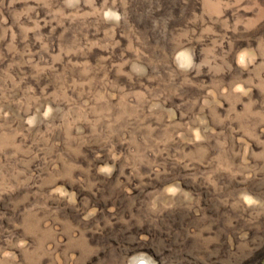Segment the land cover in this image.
Masks as SVG:
<instances>
[{
	"label": "rangeland",
	"instance_id": "obj_1",
	"mask_svg": "<svg viewBox=\"0 0 264 264\" xmlns=\"http://www.w3.org/2000/svg\"><path fill=\"white\" fill-rule=\"evenodd\" d=\"M264 264V0H0V264Z\"/></svg>",
	"mask_w": 264,
	"mask_h": 264
},
{
	"label": "bare ground",
	"instance_id": "obj_2",
	"mask_svg": "<svg viewBox=\"0 0 264 264\" xmlns=\"http://www.w3.org/2000/svg\"><path fill=\"white\" fill-rule=\"evenodd\" d=\"M142 264V263H141Z\"/></svg>",
	"mask_w": 264,
	"mask_h": 264
}]
</instances>
